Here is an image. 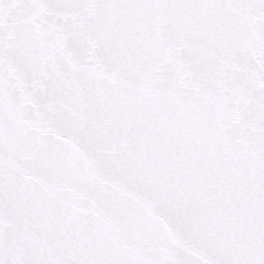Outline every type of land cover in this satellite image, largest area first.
Returning <instances> with one entry per match:
<instances>
[{"label": "snow or ice", "instance_id": "obj_1", "mask_svg": "<svg viewBox=\"0 0 264 264\" xmlns=\"http://www.w3.org/2000/svg\"><path fill=\"white\" fill-rule=\"evenodd\" d=\"M0 264H264V0H0Z\"/></svg>", "mask_w": 264, "mask_h": 264}]
</instances>
